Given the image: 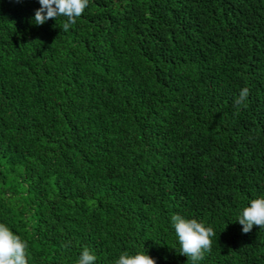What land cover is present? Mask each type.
<instances>
[{
    "label": "trees",
    "instance_id": "trees-1",
    "mask_svg": "<svg viewBox=\"0 0 264 264\" xmlns=\"http://www.w3.org/2000/svg\"><path fill=\"white\" fill-rule=\"evenodd\" d=\"M39 7L0 0V223L28 264H191L173 214L215 231L198 264H264L236 222L264 197V0H89L66 32Z\"/></svg>",
    "mask_w": 264,
    "mask_h": 264
},
{
    "label": "clouds",
    "instance_id": "clouds-1",
    "mask_svg": "<svg viewBox=\"0 0 264 264\" xmlns=\"http://www.w3.org/2000/svg\"><path fill=\"white\" fill-rule=\"evenodd\" d=\"M19 2V0H18ZM40 7L35 10L33 23L43 25L49 19L59 16L66 17L63 31H68L70 25L76 23L88 7L89 0H38ZM249 89L244 88L234 100V106L239 108L247 100ZM242 225V232L249 233L253 226L264 227V197L250 201L239 214L237 221ZM171 223L175 229L180 245L179 254L184 255L191 264H198L211 252L212 237L216 235L211 226H205L197 219H185L179 214L171 216ZM27 244L14 234L4 223H0V264H28L26 254ZM96 256L88 248H84L78 258L77 264H95ZM114 264H157L155 258L146 251L135 254L123 252Z\"/></svg>",
    "mask_w": 264,
    "mask_h": 264
}]
</instances>
